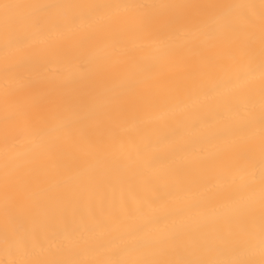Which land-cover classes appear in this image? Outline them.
Returning <instances> with one entry per match:
<instances>
[{"label":"bare ground","instance_id":"obj_1","mask_svg":"<svg viewBox=\"0 0 264 264\" xmlns=\"http://www.w3.org/2000/svg\"><path fill=\"white\" fill-rule=\"evenodd\" d=\"M0 264H264V0H0Z\"/></svg>","mask_w":264,"mask_h":264}]
</instances>
